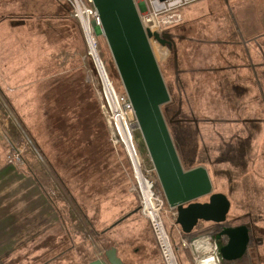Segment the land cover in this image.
<instances>
[{"label": "rangeland", "instance_id": "374dc122", "mask_svg": "<svg viewBox=\"0 0 264 264\" xmlns=\"http://www.w3.org/2000/svg\"><path fill=\"white\" fill-rule=\"evenodd\" d=\"M189 10L190 17L182 15ZM177 12L183 22L166 32L171 47L152 44L170 97L161 111L183 168L208 171L212 192L230 202L226 225H247L250 242L241 260L221 263L216 241L210 239L219 231L216 224L199 222L184 235L162 215L164 226L181 264H196L209 255L217 264H264V0H200ZM0 22L4 52H9L11 22L14 68L22 74L28 70L9 88H0V167L19 150L24 163L0 175V264H86L110 247L124 264H164L129 192L124 156L109 141L96 75L68 4L0 0ZM98 39L109 78L123 92L108 47L99 34ZM242 66L249 71L244 92L226 82V73ZM11 128L19 133L18 141ZM136 138L141 154L148 155L138 129ZM41 153L100 243L78 229L80 214ZM28 168L42 188L30 180ZM42 190L55 200L64 226ZM65 236L67 242L59 244ZM193 243L196 249L203 244L201 254Z\"/></svg>", "mask_w": 264, "mask_h": 264}, {"label": "water", "instance_id": "95a60500", "mask_svg": "<svg viewBox=\"0 0 264 264\" xmlns=\"http://www.w3.org/2000/svg\"><path fill=\"white\" fill-rule=\"evenodd\" d=\"M91 1L100 21L97 33L108 47L123 92L131 103L136 127L165 202L176 211V225L182 234L189 235L199 222L216 224L219 231L210 239L216 241L218 262L241 260L250 242L248 226L226 225L228 198L212 192L209 173L203 166L183 168L161 111L170 97L149 40L169 48L171 43L164 39L165 35L143 27L132 0ZM202 198L207 201L199 202ZM86 264L124 263L116 249L110 247L100 258Z\"/></svg>", "mask_w": 264, "mask_h": 264}, {"label": "built area", "instance_id": "2783aa9c", "mask_svg": "<svg viewBox=\"0 0 264 264\" xmlns=\"http://www.w3.org/2000/svg\"><path fill=\"white\" fill-rule=\"evenodd\" d=\"M60 1H65L68 4L71 17L80 30L86 58L90 62L98 82V106L107 124L109 141L112 147L119 149L124 156L130 173L129 192H132L136 197L138 212L150 225L163 263L178 264L169 232L162 219V215H164L166 221L177 229L176 211L167 206L161 189L156 188L158 181L154 168L150 160L148 162L145 160V157L146 159L149 157L141 154L137 143V127L131 103L124 92H119L114 87L100 56L97 33L100 29L98 14L91 0ZM132 1L143 27L148 28L151 32L166 36L168 30L174 29L183 22L177 11L200 0ZM149 42L151 48L153 43H157L154 40H149ZM6 163L13 168L22 167L24 163L21 151H14L7 155Z\"/></svg>", "mask_w": 264, "mask_h": 264}, {"label": "crops", "instance_id": "0c3cea01", "mask_svg": "<svg viewBox=\"0 0 264 264\" xmlns=\"http://www.w3.org/2000/svg\"><path fill=\"white\" fill-rule=\"evenodd\" d=\"M189 12H191V10H189L186 13H183L182 15H185V17H190V16H187ZM190 14L192 15L193 13H190ZM8 23H10V26L8 25V27H7L9 29V33H8V39H6V40L8 41V51L9 52L5 53L4 52V46H3V44H4L3 41H5V39L2 35L3 31L1 30V28L3 26V22H0V88L2 90L4 89V87H5V89L10 87V85L14 81V77H18L21 75L27 76V73H28L27 69H24L23 74H22L20 69L14 68V54H13V49H12L13 24H11V22H8ZM181 40L182 39H180V41ZM188 40H190V39H188ZM247 40H249V39H247ZM250 40H252V39H250ZM207 41H209V40H207ZM211 43H212V41H211ZM248 73H249V71H248L247 66H242L240 69H236L235 71L230 69V71L228 73H226L227 74L226 82L229 83V84L228 83L227 84L230 85V89H232V90L239 89L242 92H244L245 90L243 89L244 86L242 83H244L247 80ZM36 74H37L36 71L33 70V75L36 76ZM42 75H44V73ZM242 92H239V93H241V95L243 96ZM253 99H254V97L251 95L250 100H253ZM7 168L10 169V167L8 165H6V167H0V175L2 174V172L7 170ZM21 171H23V170H21ZM24 177H26V176H24ZM30 180H32V179H30ZM46 203H48V202L46 201ZM54 214L56 216L55 212H54ZM64 240H66V241H64ZM67 240L68 239H66V236H65L64 239L59 240L58 243L63 245L64 243L67 242ZM200 247H201V245H200ZM196 251L199 253L198 249H196Z\"/></svg>", "mask_w": 264, "mask_h": 264}, {"label": "trees", "instance_id": "16d2710c", "mask_svg": "<svg viewBox=\"0 0 264 264\" xmlns=\"http://www.w3.org/2000/svg\"><path fill=\"white\" fill-rule=\"evenodd\" d=\"M100 40H101V39H100ZM116 90H117V91H122V90H118V89H116ZM0 93L2 94L1 91H0ZM11 129H12V130L10 131V132H11L10 134H11V137L13 138V141H14V139H17L16 141H18L19 138H20L19 133H18L14 128H11ZM12 134H13L14 136H16V137H13ZM9 138H10V137H9ZM9 141H10V140H9ZM13 141H12V139H11L10 142L14 145V142H13ZM13 145H12V147H14ZM41 155L44 157L45 161L47 162L49 169L54 173V175H55L57 181L61 184V186H62V188L64 189V191L69 195L70 193L68 192V190H67L65 184L63 183V181L61 180V178L57 175V173L55 172L54 168L52 167V165L50 164V162L48 161V159L45 157V155H44L43 153H41ZM188 169H190V168H188ZM28 171H29V176L31 177L32 180H34V183H36L40 188H42V187H41V184H40V181H39V179L35 176L34 172L31 171L30 168H28ZM156 188H157V189H160L158 183H157V185H156ZM42 191H43V190H42ZM43 192H44V191H43ZM44 196H45V198L47 199V201H48V203L50 204V206L54 209V211H55V213H56V215H57V217H58L60 223L62 224V226H64V224H63L64 221H63V218H62V216H61V211H60V209L58 208V206H57L55 200H54L51 196H49L46 192H44ZM69 196H70V195H69ZM70 198H71V201H72L73 205L75 206L76 210H77L78 213L80 214L81 222H78V221L76 222V225H77L78 229L80 230V232L83 233V235L85 234V235L88 236V237H91V238L93 237L95 240H97L98 243H100L99 238L97 237L98 233H96V231H94V229L91 228V224H92L91 221L87 219V217H86V216L84 215V213L81 211V208L78 206V204L75 202V200H74L71 196H70ZM120 221H122V220L117 221V222L114 224V226L117 225ZM81 223H82V224H81ZM85 229H88V231H87V232H84ZM96 237H97V238H96ZM169 237H171V235H169ZM173 239H174L173 237L170 238L171 245H172V248H173V250H174V254H175V257H176V260H177L178 264H181V263H182V260H181V257H180V255H179L178 251H177V247H176V244H175V240H173Z\"/></svg>", "mask_w": 264, "mask_h": 264}, {"label": "bare ground", "instance_id": "6f19581e", "mask_svg": "<svg viewBox=\"0 0 264 264\" xmlns=\"http://www.w3.org/2000/svg\"><path fill=\"white\" fill-rule=\"evenodd\" d=\"M195 244H197V243H195ZM195 244H192V246H193V248L195 249V252H196V246H195ZM202 245H201V247H202ZM198 250L200 251V246H199ZM199 254H201V252H199L198 255ZM207 261L209 262V264H217V261H216L215 257H213L211 255H209L207 257H201V258H199L198 261L196 262V264H207L206 263Z\"/></svg>", "mask_w": 264, "mask_h": 264}, {"label": "flooded vegetation", "instance_id": "af4514ba", "mask_svg": "<svg viewBox=\"0 0 264 264\" xmlns=\"http://www.w3.org/2000/svg\"><path fill=\"white\" fill-rule=\"evenodd\" d=\"M169 34H170V33H167V35L164 37V39H166L169 43H171V41L169 40V39H170ZM171 44H172V43H171ZM193 150H194V148H191L190 150H188V151H190L189 154H192Z\"/></svg>", "mask_w": 264, "mask_h": 264}]
</instances>
